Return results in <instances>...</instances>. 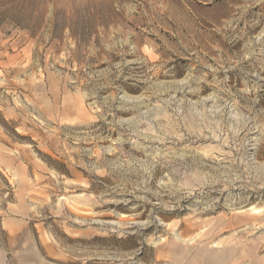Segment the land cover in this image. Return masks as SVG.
<instances>
[{
  "label": "rangeland",
  "instance_id": "rangeland-1",
  "mask_svg": "<svg viewBox=\"0 0 264 264\" xmlns=\"http://www.w3.org/2000/svg\"><path fill=\"white\" fill-rule=\"evenodd\" d=\"M206 250L264 264V0H0V264Z\"/></svg>",
  "mask_w": 264,
  "mask_h": 264
},
{
  "label": "bare ground",
  "instance_id": "bare-ground-1",
  "mask_svg": "<svg viewBox=\"0 0 264 264\" xmlns=\"http://www.w3.org/2000/svg\"><path fill=\"white\" fill-rule=\"evenodd\" d=\"M225 253L218 252L215 250H206L205 251V258H206L205 264H216L220 260V258L225 257Z\"/></svg>",
  "mask_w": 264,
  "mask_h": 264
},
{
  "label": "trees",
  "instance_id": "trees-1",
  "mask_svg": "<svg viewBox=\"0 0 264 264\" xmlns=\"http://www.w3.org/2000/svg\"><path fill=\"white\" fill-rule=\"evenodd\" d=\"M58 173H63L60 169L55 168Z\"/></svg>",
  "mask_w": 264,
  "mask_h": 264
}]
</instances>
